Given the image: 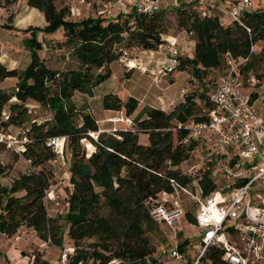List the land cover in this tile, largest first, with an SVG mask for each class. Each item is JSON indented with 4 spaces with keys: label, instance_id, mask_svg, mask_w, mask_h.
Here are the masks:
<instances>
[{
    "label": "trees",
    "instance_id": "trees-1",
    "mask_svg": "<svg viewBox=\"0 0 264 264\" xmlns=\"http://www.w3.org/2000/svg\"><path fill=\"white\" fill-rule=\"evenodd\" d=\"M16 1L0 0V6L7 7ZM56 1L26 0L43 15V29L61 27L64 40L59 45L71 47L79 67L52 70L33 51L23 71L0 63V82L6 77L18 78L12 91L0 86V131H22L26 135L20 153L11 151L33 166L9 184L0 181V234L11 236L19 227L27 226L41 241L50 240L58 245L67 236L74 249L67 253L65 264H86L88 260L90 264H157V257L151 255L148 235L157 233L160 224L150 217L149 209L160 201L161 191L173 190L171 180L186 186L194 178L203 195L215 189L212 151L206 157L208 166L194 178L176 167L195 147L203 145L196 140L184 142L186 132L178 124L205 119L213 105L216 86L198 97L194 93L185 95L170 111L146 105L132 118L133 126L99 132L93 139L88 132L98 130L97 120L84 108L76 107L73 93L91 96L93 88L111 75L110 64L123 59L127 48L152 50L168 42L163 37L164 10L142 15L132 9L126 14L118 11L113 16L99 13L74 19L71 6L57 7ZM174 10L177 27L192 33L194 47L191 54L179 52L176 65L167 74L188 70L200 81L210 80L209 76L220 78L228 68L227 53L238 60L248 55L251 42H260L259 51L233 71L235 84L252 82L250 77L254 78L253 72L257 74L258 64L264 62V6L244 16L252 30L251 38L234 23L217 15H200L184 1L177 3ZM13 97L16 101H10ZM30 100L47 108L51 116L43 122L36 118L27 120L35 106ZM103 105L114 110L124 108L126 115L135 109L128 100L123 102L112 93L103 96ZM12 125L18 129L16 132L10 130ZM138 132L148 134L147 145L139 142ZM56 136L65 138L63 155L67 152L69 159L71 190L68 210L62 217L65 228L57 218L48 215L44 201L54 173L46 163L56 156L47 141ZM87 142L93 147L89 152L85 148ZM103 206L108 207V216L99 214ZM187 216L194 220L189 212ZM89 238L93 239L89 243L91 251L83 245ZM209 257L212 264H218V254L210 253ZM31 264L48 263L34 255Z\"/></svg>",
    "mask_w": 264,
    "mask_h": 264
},
{
    "label": "rangeland",
    "instance_id": "rangeland-1",
    "mask_svg": "<svg viewBox=\"0 0 264 264\" xmlns=\"http://www.w3.org/2000/svg\"><path fill=\"white\" fill-rule=\"evenodd\" d=\"M177 1L180 2L182 0ZM104 2L105 0H102V3ZM251 2L253 9L264 6V0H251ZM63 4H69L71 6V18L74 19L89 15L96 16L99 13L108 16L106 13L108 6L105 5L104 7V5L102 6L99 4L98 1H56L57 7ZM174 7V3H171L170 9ZM100 8L103 9L99 12ZM165 10L162 15V23L167 38L170 40L171 36L180 35V37H182V53L191 54L194 47V41L191 39L192 36L185 35L186 30L177 27V17L174 9ZM114 12H118V10L115 9ZM44 24V18L41 12L29 6L26 0H17L7 7L0 6V63L7 68H17L19 71H23L28 67L33 51L43 60L46 66L52 70L64 71L78 68L79 62L76 56L72 54L71 47L69 45H59V43L64 40L61 27L57 26L47 31L43 29ZM190 46L192 48H190ZM259 49L260 42H256L254 44V51L257 52ZM150 52H152L154 58H157V62L145 65L148 61L145 57L146 55H150ZM141 58L143 63L140 64H143L147 69L145 72L140 71L136 67L132 68V70H128L126 62L129 59L134 63H139ZM163 59L162 53L156 49L142 50L140 48H127L123 59L113 61L110 64L111 75L93 88V94L91 96L78 91L73 93L72 97L76 107L79 110L84 108L86 111L90 112L97 120L98 128L109 127L110 125L107 123L108 116H122L125 113L123 108L116 111L104 107L103 96L108 93L117 95L123 102L128 100L129 106L135 107L133 113L128 115L132 118L146 105L170 111L178 102L182 101L187 94L194 93L198 97L200 93L211 92L215 88L216 82L219 80V78H212L209 76L210 80L206 78L204 81H200L198 78L191 76L188 70H183L176 71L171 75L160 74L159 79L155 81L152 72H156L159 68L162 71L164 70L166 62L160 63L158 61H162ZM257 67V74L259 76L253 72L254 80L250 83L245 82L243 87L247 93L251 94L254 106L264 119V62L259 63ZM17 79V77H6L0 82V86L8 91H12ZM10 101H16V98L13 97ZM28 102L35 106L32 108L30 114L28 113L27 120L36 118L37 121L43 122L46 118L51 116L47 108L35 103L34 100ZM200 102L202 103L203 100L200 99ZM76 118L77 121L80 122V117L77 116ZM118 125L120 126L122 124ZM10 130L16 132L18 129L12 125L10 126ZM88 135L92 137L90 134ZM138 140L141 144L147 145L149 142L148 134L146 132H138ZM85 148L88 152L93 149L92 144L89 142L85 144ZM205 148L206 145L204 144L195 147L190 156L177 166L176 169L192 175L193 178L202 173V170L206 169L208 166L206 157L209 158L207 156L209 150ZM211 158L213 160L212 169L214 171L217 166L218 157L213 155ZM68 165L69 159L67 152H65V157L63 155L61 160L59 159L57 162L51 161V163H46V167L52 169L54 172L48 191L57 197L54 198L55 200H50L49 198L46 200L44 199L47 212L49 216L57 218L64 228L66 227V223L62 217L68 210L67 197L71 190ZM192 167H194L193 170L189 171ZM0 169L2 171L0 173V181L3 184H9L12 178L18 176L22 172L32 170L33 166L31 163L27 162L24 157L4 148V146H0ZM211 176L214 179L216 177L213 172ZM186 188L191 192H195L197 195L200 194V186L196 178L187 184ZM179 196L185 211L181 215L178 223L174 226L160 224V229L157 233L148 235L149 244L152 249L151 255L153 256L160 257L164 255L166 250L174 245L173 228L181 230L183 237L188 238L191 243H196L198 241L197 228L192 224L191 218L187 216V212L192 214L193 203L190 197L182 190L179 191ZM98 212L103 216H108L110 214L107 206H103ZM92 241L93 239L89 238L83 243L85 248L89 251L93 249L92 246H89V243ZM68 247H74V244L67 236H64L62 244L58 245L50 240L41 241L32 228L21 226L16 233L11 236L0 234V264H31L34 255L39 256L40 260H44L48 264H54L60 261L62 253ZM90 263V260L86 262V264Z\"/></svg>",
    "mask_w": 264,
    "mask_h": 264
},
{
    "label": "built area",
    "instance_id": "built-area-1",
    "mask_svg": "<svg viewBox=\"0 0 264 264\" xmlns=\"http://www.w3.org/2000/svg\"><path fill=\"white\" fill-rule=\"evenodd\" d=\"M200 15H217L243 29L251 38L252 30L244 16L253 11L251 0H182ZM177 0H113V5L123 14L134 10L138 14L151 15L161 10H172ZM165 10V11H166ZM185 31V35H191ZM167 38V36H163ZM251 42L247 56L235 60L226 54L228 68L216 85L212 97L213 105L205 119L190 123H179L186 134L184 142L196 140L218 157L215 174V189L207 195L191 192L186 186L171 180L172 191H161L160 201L149 209L150 217L159 224L174 226L185 209L179 191L186 193L193 203L192 224L197 228L198 241L191 243L183 237L181 230L173 228L172 245L164 255L156 258L157 264H212L210 253L219 255L218 264H264V119L254 106L251 94L243 86L234 83L233 71L245 64L254 53ZM156 50L166 62L154 74L157 81L160 74L166 75L177 63L179 48L175 39L159 44ZM128 68L145 72L143 64L129 59ZM163 72V73H162ZM250 80L254 78L251 76ZM112 123L133 124L126 114L108 118ZM118 128H112L114 132ZM99 132L89 131L94 139ZM65 138L50 137L48 145L53 147L57 162L63 158ZM27 137L22 131L3 133L0 131V146L20 153ZM29 162V160H27ZM192 167L189 171H192ZM55 200V195L46 191L44 199ZM68 247L61 255L60 262L66 263Z\"/></svg>",
    "mask_w": 264,
    "mask_h": 264
},
{
    "label": "crops",
    "instance_id": "crops-1",
    "mask_svg": "<svg viewBox=\"0 0 264 264\" xmlns=\"http://www.w3.org/2000/svg\"><path fill=\"white\" fill-rule=\"evenodd\" d=\"M85 0H81V2H84ZM95 2L96 1H98L99 2V4H101L102 6L104 5V7H105V5H107L108 6V8H107V10H106V13L108 14V15H110V16H113L116 12H114V10L115 9H117L118 10V8L116 7V6H114L113 5V0H105V2L104 3H102V0H94ZM102 9L103 8H100L99 9V12L100 11H102ZM98 12V13H99ZM90 16V15H89ZM87 17V16H86ZM166 36V35H165ZM175 39V41H176V43H177V47L179 48V51L182 53L183 51H182V48H181V40H182V37H180V35H173V36H171L170 37V39ZM192 46V45H191ZM190 46V48H192ZM192 50V49H191ZM151 54L150 55H146V57H145V59L146 60H148L146 63H145V65L146 64H148V65H150L151 63H156L157 62V58H154L153 57V55H152V52H150ZM148 58V59H147ZM137 60V59H136ZM138 60H139V58H138ZM160 63H162L163 62V60L162 61H160V60H158ZM138 63V62H137ZM139 63H143V60H142V58H141V61H139ZM128 68V67H127ZM128 70H132V68H128ZM122 109V108H121ZM124 109V108H123ZM116 111H119V110H116ZM124 113H125V110H124ZM133 113V112H132ZM131 113V114H132ZM126 114V113H125ZM131 114H129V115H131ZM109 117H111V116H108L107 117V119L109 118ZM131 117V116H130ZM133 118V117H132ZM107 123L110 125L109 127H99L98 128V130L99 131H104V132H109V131H111V129L112 128H124V127H126V124H124V123H112V122H110V121H107ZM118 124H122V125H118Z\"/></svg>",
    "mask_w": 264,
    "mask_h": 264
}]
</instances>
